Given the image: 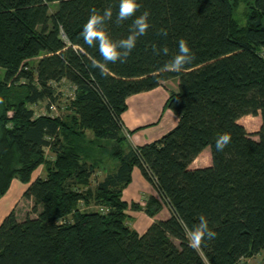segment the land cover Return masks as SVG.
I'll return each mask as SVG.
<instances>
[{
    "label": "trees",
    "instance_id": "1",
    "mask_svg": "<svg viewBox=\"0 0 264 264\" xmlns=\"http://www.w3.org/2000/svg\"><path fill=\"white\" fill-rule=\"evenodd\" d=\"M139 2L136 15L149 11L151 27L126 63L103 73L94 66L103 62L98 48L80 32L92 9L111 7L106 31L126 37L132 19L115 22L119 0H0V90L27 80L26 97L0 118V198L17 178L33 201V216L19 220L13 209L0 222V264H238L264 249V0L252 1L243 27L231 0ZM181 38L195 58L179 73L166 71ZM171 79L174 127L126 145V98ZM61 83L73 93L65 106ZM41 101L45 113L28 107ZM244 115H260L257 138L238 121ZM222 132L232 142L216 152ZM206 147L210 164L190 168ZM134 166L161 199L150 196L144 211L153 216L163 203L170 210L141 234L126 224V210L138 205L122 199ZM97 170L104 174L93 185ZM201 214L218 236L194 249L189 231Z\"/></svg>",
    "mask_w": 264,
    "mask_h": 264
},
{
    "label": "crops",
    "instance_id": "2",
    "mask_svg": "<svg viewBox=\"0 0 264 264\" xmlns=\"http://www.w3.org/2000/svg\"><path fill=\"white\" fill-rule=\"evenodd\" d=\"M176 89L177 82L171 79L164 81L154 89L132 94L126 98V109L121 115L126 145L138 146L152 142L174 127L178 117L166 106V101L169 91H175ZM202 156L207 157L205 159L206 162H201ZM106 158L108 157L106 156ZM210 162V149L206 147L190 163V168L208 166ZM109 165V168L113 169L115 161L109 159ZM39 174L40 172H37V170L34 171L32 179ZM16 182L20 181L17 178L12 179L7 190L9 191L12 186L16 185L15 187L18 188V192L14 195L13 199L5 197L7 191L0 198V222L14 209V206L22 197V193L26 188V184ZM150 196H154L161 201L154 184L142 174L137 166H134L131 172V180L122 190V199L129 205L133 203L138 205L137 208L129 206L126 210V224L139 234L143 233L151 223L165 219L170 214L168 206L163 203L156 214L153 216L148 215L144 211V206Z\"/></svg>",
    "mask_w": 264,
    "mask_h": 264
},
{
    "label": "clouds",
    "instance_id": "3",
    "mask_svg": "<svg viewBox=\"0 0 264 264\" xmlns=\"http://www.w3.org/2000/svg\"><path fill=\"white\" fill-rule=\"evenodd\" d=\"M141 8L139 0H119V8L116 13L115 22L123 24L125 21L132 19V25L129 34L119 40H113L106 31V25L113 19V10L111 7L105 8L102 12L92 9L87 21L83 24L80 36L85 45L89 48L96 47L103 58V62L96 63L94 66L101 68L103 73H108L107 65L109 63H126L128 57L136 48L140 37L147 34L151 27L149 20L150 12L145 10L140 15H136ZM162 35L167 36V31L162 30ZM156 54L167 55L169 49H162L153 46ZM195 56L188 45L187 41L181 38L178 41L177 51L171 56L168 63L164 65L166 71L181 72L186 65H190ZM232 142V136L229 132L218 133L214 140L216 152H223ZM218 233L209 227L208 219L204 214L199 216V222L191 227L189 231V246L192 248H200L206 245L208 241L215 239Z\"/></svg>",
    "mask_w": 264,
    "mask_h": 264
},
{
    "label": "rangeland",
    "instance_id": "4",
    "mask_svg": "<svg viewBox=\"0 0 264 264\" xmlns=\"http://www.w3.org/2000/svg\"><path fill=\"white\" fill-rule=\"evenodd\" d=\"M253 0H231L233 5V19L235 23L239 27H243L246 24L247 19V13L250 11L251 5ZM54 6L51 7L53 9ZM37 58H31L27 60V68L30 71H32V75L35 79V73H34V67L36 64ZM4 74V70L0 69V79L2 78ZM27 80L21 79L19 80V83L14 85H4V89L0 90V118L2 116H11L13 109L19 103L20 101H23V99L26 97L27 94V86H26ZM57 90L62 91L63 96L61 105H68L71 102V99L73 98L72 88L69 87V84L61 83L56 85ZM29 108L33 109L36 114L39 113H45L47 111L46 108V102L41 101L36 103L35 105H28ZM66 108V107H65ZM59 112L58 109L54 110L53 112ZM67 112V110L65 111ZM71 116V115H70ZM1 121V119H0ZM241 124L244 125L246 130L254 137L257 138L256 132L259 130L260 124H261V118L260 115H244L242 116L241 120H239ZM70 123V122H68ZM87 141H90V137L87 139ZM84 141L85 145H88L89 142ZM45 158L51 157V153L48 152V150H45ZM207 157L202 156L201 162H206ZM37 172H40V174L44 173V170L42 169V166H40L39 169H37ZM104 172L103 170H97L92 175V184L94 185L102 176ZM19 183L20 182H16ZM18 184V185H19ZM16 185L12 186L9 191H7V195L5 197H9L10 199H13L14 195L18 192V188L15 187ZM6 199V198H3ZM33 201L30 199H27L25 197H21L17 204L14 206V211L19 220L24 219L27 215L33 216L32 210V203ZM92 208V207H90ZM238 264H264V249L260 251L257 255H254L252 257L241 259Z\"/></svg>",
    "mask_w": 264,
    "mask_h": 264
},
{
    "label": "built area",
    "instance_id": "5",
    "mask_svg": "<svg viewBox=\"0 0 264 264\" xmlns=\"http://www.w3.org/2000/svg\"><path fill=\"white\" fill-rule=\"evenodd\" d=\"M52 109H55L54 107H52Z\"/></svg>",
    "mask_w": 264,
    "mask_h": 264
}]
</instances>
